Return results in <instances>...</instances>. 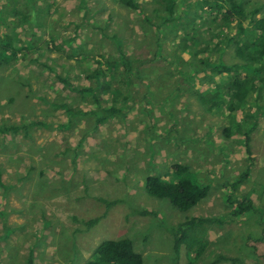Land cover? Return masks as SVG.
Segmentation results:
<instances>
[{
	"label": "rangeland",
	"instance_id": "obj_1",
	"mask_svg": "<svg viewBox=\"0 0 264 264\" xmlns=\"http://www.w3.org/2000/svg\"><path fill=\"white\" fill-rule=\"evenodd\" d=\"M138 1L130 9L118 0H0V36L19 52L0 65V264H27L29 254L33 264H85L102 242L120 238L133 243L144 264H210L218 256L264 264V100L249 101L248 116L235 114L245 126L256 121L251 163L243 137L222 134L229 124L224 107L208 108L196 96L212 87L202 74H186L189 50L178 53L192 39L206 43L219 23L192 8L195 0H174L177 18L158 29L164 13L155 0ZM237 1L246 26L252 15H264V0ZM227 26L221 37L234 33L233 23ZM245 36L254 38L249 30ZM118 48L136 60L142 79L122 72L119 80L127 78L131 91L118 104L127 113L95 127L94 101L71 88L93 85L87 76L96 62L117 56ZM219 48L213 60L237 62L233 45ZM226 77L214 82L224 85ZM102 94V106L110 105ZM29 123L18 133L6 131ZM176 165L188 166L210 188L188 212L145 192L147 176L164 179ZM248 166L232 192L230 184ZM248 192L256 211L233 219L228 196ZM100 200L114 203L108 208ZM193 217L222 223L209 226L200 259L184 248L176 259L172 232Z\"/></svg>",
	"mask_w": 264,
	"mask_h": 264
},
{
	"label": "trees",
	"instance_id": "obj_2",
	"mask_svg": "<svg viewBox=\"0 0 264 264\" xmlns=\"http://www.w3.org/2000/svg\"><path fill=\"white\" fill-rule=\"evenodd\" d=\"M118 1L130 9H136L139 6L138 0ZM155 3L164 13L162 16L163 21L158 25V29L164 24L174 23L177 18L175 16L176 1L155 0ZM190 6L197 12L209 11L212 14L213 22L219 23V30L214 35L207 37L206 43L202 40L200 45L197 42L199 39L197 41L192 39L191 48L187 49V46L184 45L179 49L178 53L189 50L190 62L185 67L188 69L186 74L192 78L203 75L201 81H206L209 85L208 87H212V89L197 93L196 96L201 101V104L208 108L218 109L224 107L229 120V124L222 130L224 138L231 139L235 133L240 134L243 137L247 159L253 163L254 160L251 157L252 153L249 143L251 140L250 134L255 130L256 121L245 126V123L242 120L240 121L241 116L238 115L236 117L235 114L240 111L244 117L248 116L247 103L249 101L258 103L260 99L264 100V15L259 18H254V15H252L248 22L249 25L246 26L244 23L247 19L246 11L237 0H195ZM26 7V4H22L21 8L24 16ZM232 23L234 25V33L231 30V33L226 38L224 36L221 37L222 28L228 24L227 28L229 29ZM248 30L250 34H254L253 39H248L245 36ZM218 38L219 41L217 40ZM180 39L184 41L186 36ZM211 44H214V47L210 49ZM230 45L234 46L237 62L229 65L213 60V50L218 52L219 46L225 49ZM18 54L19 52L13 46L9 36H0V65L11 64L17 60ZM87 58L85 57V59ZM156 60H148L147 62L150 63ZM141 61L142 63H139L140 66L146 63V61ZM135 63L136 60L126 56L121 51V48H118L117 56H110V59L104 62H96L98 67L87 76L94 82L93 85L89 84L82 89L71 88L81 93H89L90 98L94 101L96 110L91 115L93 116L95 127L104 124L112 117L126 115L127 112H123L118 103L126 101L130 97L131 88L128 84L130 81L127 78L120 81L119 77L123 72L129 75L135 74L141 80L140 72H138L137 67L134 68ZM119 67L121 71H119ZM220 75H227L226 84L220 85L214 82V79ZM102 92L107 93L104 96H107L108 99L111 98L112 102H110V105L105 104V106H102L99 97L103 95ZM32 124L7 127L6 131L10 132L8 130H12V132L18 133ZM243 127L244 130H242ZM249 171L250 167L248 166L247 170L230 184L232 192L238 190V186L248 177ZM166 175L164 179L158 176H147L144 182L145 192L151 197L168 200L171 206L181 212L192 210L208 196L209 186L198 183L194 176L189 173L188 166L176 165ZM250 197V192L240 196L237 200H233L231 195L228 196L230 207H234L231 212L233 219L256 211V207ZM100 201L108 208L114 203ZM135 213L145 214V212L141 211H135ZM97 221L98 219L89 220L85 222V225L90 228ZM221 223L222 221L216 218L199 217L187 218L179 223L171 235L175 258L178 259L180 249L184 248L188 255H193V260L200 259L208 247L207 233L209 226ZM221 261H229L235 264L238 259L218 256L210 264H219ZM27 264H33L30 254L27 258ZM85 264H144V259L142 254L134 250L133 243L129 239L120 238L102 242Z\"/></svg>",
	"mask_w": 264,
	"mask_h": 264
},
{
	"label": "crops",
	"instance_id": "obj_3",
	"mask_svg": "<svg viewBox=\"0 0 264 264\" xmlns=\"http://www.w3.org/2000/svg\"><path fill=\"white\" fill-rule=\"evenodd\" d=\"M260 17V16H259ZM259 17H257V18H259Z\"/></svg>",
	"mask_w": 264,
	"mask_h": 264
}]
</instances>
